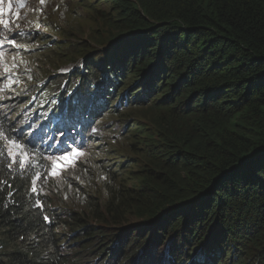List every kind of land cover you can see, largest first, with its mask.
I'll use <instances>...</instances> for the list:
<instances>
[{
    "label": "trees",
    "instance_id": "16d2710c",
    "mask_svg": "<svg viewBox=\"0 0 264 264\" xmlns=\"http://www.w3.org/2000/svg\"><path fill=\"white\" fill-rule=\"evenodd\" d=\"M111 1L119 34L110 41L111 65L130 67L140 86L136 103L165 92L160 116L152 119L155 131L144 138L157 175L144 177L138 189L136 215L143 222L133 246L139 252L128 260L162 264L175 256L174 242L166 252L156 249L181 217L171 240L200 231L199 247L187 252L195 264H215L225 246L237 242L264 261V0ZM106 83L96 76L83 80L102 90ZM27 190L26 178L0 165V264L77 262L72 254L81 240H58L54 222L87 237L120 238L118 230L87 225L66 210L54 215L51 207L47 224ZM21 241L29 251H8Z\"/></svg>",
    "mask_w": 264,
    "mask_h": 264
},
{
    "label": "rangeland",
    "instance_id": "374dc122",
    "mask_svg": "<svg viewBox=\"0 0 264 264\" xmlns=\"http://www.w3.org/2000/svg\"><path fill=\"white\" fill-rule=\"evenodd\" d=\"M115 20L111 0H49L47 4L34 0L28 16L20 23V29L35 33L34 40L30 42L26 54L17 58V65L8 64V68L17 70L19 75L24 72L20 75L23 82L18 85L15 95L2 97L7 101L18 100L24 105L26 88H50L58 95L89 77L109 81L106 92L108 106L105 116L98 121L104 135L97 140L94 151L87 156L88 150H79L81 154L77 158L82 162L59 169L65 174L62 179L43 183V186L36 181L31 183V187L40 192V201L52 206L55 214H60L62 210L70 211L87 225L119 231L120 238L112 242L107 238L87 237L80 229L74 232L54 224L58 240H68L69 243L81 240L73 255L77 262L105 263L115 259L119 264H128L125 254L129 253L132 258L137 255L133 243L139 238L137 226L143 222L136 215L138 189L144 177L157 175L147 158L149 150L144 146L150 141L144 138L155 131L152 119L160 116L158 108L163 106L165 92L152 97L144 95L141 102L136 103V93L140 88L135 86L137 78L129 73V66L113 68L115 66L111 65L110 59L114 48L106 50L111 47L106 46L108 41L118 35ZM125 57L127 54H124ZM6 146L13 154L22 151L21 144L14 139L4 141ZM21 161L24 160L20 159L19 166ZM42 197L48 201H42ZM169 228L164 231L166 243L172 237ZM127 232L131 237L126 241L130 243L122 256L117 257ZM200 237V231L196 235L192 232L189 239L177 236L174 242L177 247L175 264L194 262L187 252L197 249ZM145 242L144 239L141 244ZM28 247L29 244L21 241L8 251H29ZM162 249L158 247L156 250ZM254 255L255 250L251 251L243 243H229L222 256L216 257L215 264H264ZM261 256L264 260V254Z\"/></svg>",
    "mask_w": 264,
    "mask_h": 264
},
{
    "label": "clouds",
    "instance_id": "9594fccd",
    "mask_svg": "<svg viewBox=\"0 0 264 264\" xmlns=\"http://www.w3.org/2000/svg\"><path fill=\"white\" fill-rule=\"evenodd\" d=\"M33 1L0 0V21L7 23V27L4 26V23H0V39H4V45L0 46V51L3 52V58L0 59V130L2 134L0 136V150H8L7 153L10 154L9 158L0 157V165H4L14 176L28 180L27 191L31 204L33 208H38L45 217V209L47 207L52 208L54 215L59 214H55L52 206H46V203L40 201V192L38 190L33 192L31 183L32 181H36L39 185L43 186V183L50 184L52 181L62 179L65 175L62 172H59L55 176L51 175L53 165L57 163L58 158L61 156L65 154L70 155L73 150H88L87 156L94 151L97 140L101 139L104 135L102 125L98 121L103 119L102 116H105L108 102H103V99L108 101L106 99V92L110 85L107 82V89L102 90L98 86H83V81H81V83L72 86L75 87L74 89L68 90L66 93L61 92L58 95L50 88H26L24 89V96L26 98L24 105H21L18 100L7 101L6 98H2L7 95H15L18 85L23 82V78L20 75H23L24 72L19 75L17 70L8 68V64L14 63L17 65V58L26 54L30 42L34 40L35 33L20 29V23L28 16V10ZM48 1L43 0V4H47ZM17 32H23L24 35L17 37L15 36ZM9 37H14L15 45L8 42ZM110 41H108L106 46L109 45L111 47L106 50L114 48L112 44L115 41L112 43ZM102 81L105 82L104 80ZM88 119L90 120L85 123L84 121ZM5 122H7V125ZM28 125H31V127L29 128ZM13 139L21 144L22 151L19 154H13L7 146L4 147V141ZM20 159L24 160V166H18ZM83 159L86 158L84 157ZM9 160L16 162L17 166L13 162L8 163ZM81 162L76 157L70 165H77V163ZM17 169L18 174L16 175ZM42 201L48 200L42 197ZM168 211L169 213L171 212V210ZM56 219V217L53 218V220ZM177 220L181 222V217H177L171 226L177 225L179 223ZM46 222L47 224L50 223L49 220ZM56 223L54 222V224ZM185 223L186 220L183 222L184 228H186ZM169 229L172 234L173 227ZM181 239L183 238L181 237ZM145 240L147 241V239ZM173 242L175 241L168 240V243L163 247L164 252L169 250V246ZM80 244H74L73 250ZM64 249L62 245L61 251H67ZM136 252L138 254L139 251ZM156 253H162V250ZM64 254H67V252ZM125 256L131 257L129 253H126ZM174 257L165 256L162 264H175ZM128 258L126 262L131 264V260H128ZM75 260L78 261L76 258ZM195 262L191 264H195ZM69 264L119 263L115 259H110V261L105 263L82 261Z\"/></svg>",
    "mask_w": 264,
    "mask_h": 264
},
{
    "label": "snow or ice",
    "instance_id": "6c2138e0",
    "mask_svg": "<svg viewBox=\"0 0 264 264\" xmlns=\"http://www.w3.org/2000/svg\"><path fill=\"white\" fill-rule=\"evenodd\" d=\"M41 2L43 3V0H41ZM0 23H4V26L7 27V23L0 21ZM24 35L23 32H17L15 33V36L17 37H22ZM8 42L15 45V40L12 39L11 37L8 38ZM4 45V39H0V46ZM3 58V52L0 51V59ZM28 127L30 128L31 125H28ZM33 135H35V133H33ZM81 153H79L76 150H73V152L69 155V154H65L63 156H61L60 158H58V160L60 162L56 163L53 165V169L51 172V175L55 176L59 174V169L64 168L66 165L68 164H72L74 162V158L78 157ZM21 166H24V161H21ZM33 192L36 191V189L33 187L32 189ZM45 221H48L49 218L47 216L44 217Z\"/></svg>",
    "mask_w": 264,
    "mask_h": 264
},
{
    "label": "bare ground",
    "instance_id": "6f19581e",
    "mask_svg": "<svg viewBox=\"0 0 264 264\" xmlns=\"http://www.w3.org/2000/svg\"><path fill=\"white\" fill-rule=\"evenodd\" d=\"M117 58V57H116ZM117 66H118V64H116L115 65V67H113V68H117ZM75 87H71L69 90H72V89H74ZM103 102H106L104 99H103ZM90 119H88L87 121H84L85 123L86 122H88ZM0 157L2 158V157H7V158H9V154L7 153V151L5 150H0ZM11 162H13L12 160H9L8 161V163H11ZM16 166H17V164H16V162H13ZM19 166V165H18ZM18 174V169L16 170V175ZM47 206H49V205H47ZM45 208V207H44ZM38 210V208H34V210ZM46 210V209H45ZM73 240V239H72ZM75 240V239H74ZM77 242V241H76ZM226 253V252H225ZM216 263V262H215Z\"/></svg>",
    "mask_w": 264,
    "mask_h": 264
}]
</instances>
